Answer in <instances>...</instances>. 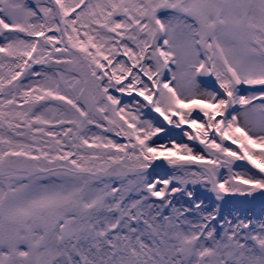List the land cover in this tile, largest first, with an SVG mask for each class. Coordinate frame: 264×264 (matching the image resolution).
Masks as SVG:
<instances>
[{
	"label": "snow or ice",
	"instance_id": "6c2138e0",
	"mask_svg": "<svg viewBox=\"0 0 264 264\" xmlns=\"http://www.w3.org/2000/svg\"><path fill=\"white\" fill-rule=\"evenodd\" d=\"M0 264H264V0H0Z\"/></svg>",
	"mask_w": 264,
	"mask_h": 264
},
{
	"label": "rangeland",
	"instance_id": "374dc122",
	"mask_svg": "<svg viewBox=\"0 0 264 264\" xmlns=\"http://www.w3.org/2000/svg\"><path fill=\"white\" fill-rule=\"evenodd\" d=\"M178 131H179V130H177V132H178ZM256 211L259 212V208H257Z\"/></svg>",
	"mask_w": 264,
	"mask_h": 264
}]
</instances>
